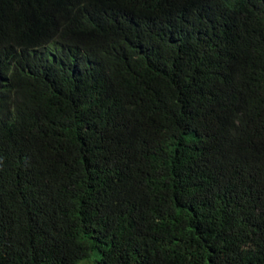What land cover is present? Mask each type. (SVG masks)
<instances>
[{"label": "trees", "instance_id": "16d2710c", "mask_svg": "<svg viewBox=\"0 0 264 264\" xmlns=\"http://www.w3.org/2000/svg\"><path fill=\"white\" fill-rule=\"evenodd\" d=\"M264 264V0H0V264Z\"/></svg>", "mask_w": 264, "mask_h": 264}, {"label": "rangeland", "instance_id": "374dc122", "mask_svg": "<svg viewBox=\"0 0 264 264\" xmlns=\"http://www.w3.org/2000/svg\"><path fill=\"white\" fill-rule=\"evenodd\" d=\"M98 259V253H94L87 261L81 262V264H96Z\"/></svg>", "mask_w": 264, "mask_h": 264}]
</instances>
